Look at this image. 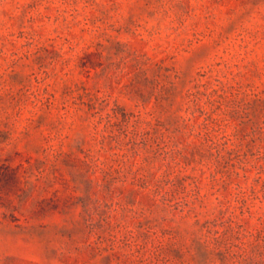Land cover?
I'll return each instance as SVG.
<instances>
[{
	"label": "rangeland",
	"instance_id": "1",
	"mask_svg": "<svg viewBox=\"0 0 264 264\" xmlns=\"http://www.w3.org/2000/svg\"><path fill=\"white\" fill-rule=\"evenodd\" d=\"M0 264H264V0H0Z\"/></svg>",
	"mask_w": 264,
	"mask_h": 264
}]
</instances>
